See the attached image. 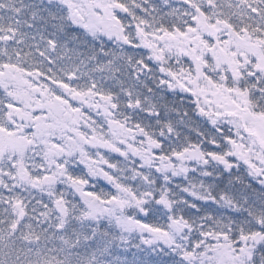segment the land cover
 I'll list each match as a JSON object with an SVG mask.
<instances>
[{
  "label": "trees",
  "instance_id": "16d2710c",
  "mask_svg": "<svg viewBox=\"0 0 264 264\" xmlns=\"http://www.w3.org/2000/svg\"><path fill=\"white\" fill-rule=\"evenodd\" d=\"M116 1L121 8L112 26L119 33L92 35L70 22L59 0H0L1 8L8 7L0 22V71L28 72V86L43 84L55 97L75 92L78 98L66 97L83 137L111 141L112 117L139 132L143 147L140 156L115 145L116 150H100L97 158L113 184L76 159L64 160L67 176L46 182L50 169L43 143L25 153L24 169L17 156H5L0 264H204L185 253L201 255L218 237L240 247L251 237L264 238V185L230 156L236 141L232 126L212 124L194 93L171 87L180 69L192 68L189 60L177 53L155 63L149 43L165 34L190 33L202 20L264 40V0ZM252 79L228 82L250 89L255 111L264 115V80ZM16 104L0 84V129L13 128ZM195 148L199 160L182 167L178 157ZM221 157L225 161L216 160ZM73 182L105 201L127 191L137 204L127 205L126 214L146 229L164 232L167 240L165 235L180 228L177 240H170L176 246L148 244L140 232L125 231L112 218L92 217ZM250 263L264 264V239L253 248Z\"/></svg>",
  "mask_w": 264,
  "mask_h": 264
},
{
  "label": "rangeland",
  "instance_id": "374dc122",
  "mask_svg": "<svg viewBox=\"0 0 264 264\" xmlns=\"http://www.w3.org/2000/svg\"><path fill=\"white\" fill-rule=\"evenodd\" d=\"M60 1L67 2L73 16L74 10H79L85 20L82 22L75 16L76 23L88 33H119V29L115 30L113 22L109 21V8L102 0ZM194 28L195 30L186 34H165L150 38L153 61L162 64L177 53H180V60L185 57L189 60L193 69H180L175 75L176 80L171 81V87L183 93H194L201 112L210 117L212 124L219 127L229 122L232 133L236 135L234 150L230 156L248 166L253 178L264 185V115L255 111L250 89L231 87L228 82L231 77L235 81H249L256 77L264 80V40L255 41L240 36L221 24L212 25L203 20L201 23L198 21V27ZM160 68L167 77L164 68ZM11 69L10 72H6V69L0 71V84L20 104H16L12 113L13 128L0 129V163L5 156H17V165L24 169L25 153L34 148L33 146L43 143L46 146V159L50 169L44 177L46 182L53 183L60 177L67 176L64 160L76 159L85 169L91 171L94 177L113 184L110 174L104 168V162L97 158L100 150L120 148L134 156H140L143 147L138 142L139 132L127 128L111 117L107 120L111 141L103 139L102 135L83 137L75 128L78 122L66 97L78 98L75 92L66 90L63 99L53 96V92L43 84L31 83L26 88L23 83L29 80L30 73L17 75V72L14 73ZM56 87L64 88L59 85ZM80 98L88 97L81 95ZM40 108L46 113L35 114V109ZM56 144L61 148L56 149ZM88 147L92 148L90 152L86 151ZM200 156V150L195 148L189 149L178 159L183 167L190 162H197ZM216 160L225 161V158ZM73 186L86 200L92 217L112 218L123 230L140 232L148 244L176 246L170 243V240H177L176 231L179 233L180 228L168 234L167 240L163 237L164 232L146 229L126 214L127 205L137 204L133 203L135 199L127 191H121L120 198L105 201L97 195H92L79 183L73 182ZM263 239L260 235L251 237L249 241L252 244L246 241L243 247H240L228 238L218 237L214 243L207 245L206 251L201 255L188 252L185 256L192 262L204 264H251L253 248ZM253 241L257 242L254 244Z\"/></svg>",
  "mask_w": 264,
  "mask_h": 264
},
{
  "label": "flooded vegetation",
  "instance_id": "af4514ba",
  "mask_svg": "<svg viewBox=\"0 0 264 264\" xmlns=\"http://www.w3.org/2000/svg\"><path fill=\"white\" fill-rule=\"evenodd\" d=\"M60 1V0H59ZM103 4L107 5L109 8L107 10V14H108V18H109V21H112L113 23H115V21L117 20V15H118V11L119 9L121 8L120 4L117 3L116 0H102ZM61 5H64L63 7L67 10L68 14H69V20L70 22L75 26V27H81L80 25H78L76 23V18L82 22H84L85 20V17L79 12V10L76 8L74 10V14L76 16H73L72 14V11H70V8L67 4V2H62L60 1ZM7 9L8 7L5 6V9L1 8L0 7V22H2V20H4V15L6 16L8 14L7 12ZM106 12V11H105ZM114 14V15H113ZM82 28V27H81ZM8 37V36H6ZM6 37H3V38H6ZM2 39V37H1ZM7 69H9L8 67H6ZM11 69V68H10ZM13 70V68L11 69V71ZM10 72V70H9ZM24 86H28V85H25V83H23Z\"/></svg>",
  "mask_w": 264,
  "mask_h": 264
},
{
  "label": "water",
  "instance_id": "95a60500",
  "mask_svg": "<svg viewBox=\"0 0 264 264\" xmlns=\"http://www.w3.org/2000/svg\"><path fill=\"white\" fill-rule=\"evenodd\" d=\"M25 85H28V82L27 81L25 82ZM165 237L168 238L167 235H165Z\"/></svg>",
  "mask_w": 264,
  "mask_h": 264
}]
</instances>
